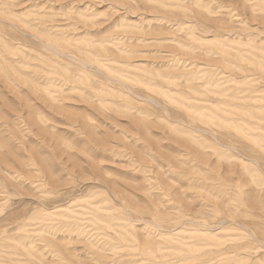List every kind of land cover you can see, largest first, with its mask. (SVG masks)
<instances>
[{"label": "rangeland", "instance_id": "1", "mask_svg": "<svg viewBox=\"0 0 264 264\" xmlns=\"http://www.w3.org/2000/svg\"><path fill=\"white\" fill-rule=\"evenodd\" d=\"M0 264H264V0H0Z\"/></svg>", "mask_w": 264, "mask_h": 264}]
</instances>
